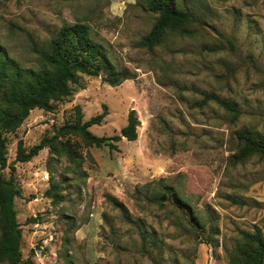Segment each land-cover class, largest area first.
<instances>
[{"label":"rangeland","instance_id":"374dc122","mask_svg":"<svg viewBox=\"0 0 264 264\" xmlns=\"http://www.w3.org/2000/svg\"><path fill=\"white\" fill-rule=\"evenodd\" d=\"M178 6L195 14L190 33L169 31L146 48L138 42L158 15L141 0H0V42L22 66L37 68L62 25L84 22L126 76L111 85L109 69L81 74L70 95L52 100L51 109H32L5 134L0 171L18 189L24 261L228 264L241 230L264 231V155L237 159L245 147L235 133L264 135V0ZM209 93L237 103L240 116L214 99L203 102ZM78 104L84 120L107 112L89 129L108 136L135 109L138 137L110 148L71 135L81 160L49 147L16 160L19 140L29 150L73 121Z\"/></svg>","mask_w":264,"mask_h":264},{"label":"trees","instance_id":"16d2710c","mask_svg":"<svg viewBox=\"0 0 264 264\" xmlns=\"http://www.w3.org/2000/svg\"><path fill=\"white\" fill-rule=\"evenodd\" d=\"M143 6L158 15L152 29L138 45L146 48L157 46L169 31L190 33L188 26L197 21L193 11L178 6V0H141ZM205 24V22H202ZM230 42V41H229ZM231 43V42H230ZM42 61L37 67H24L11 57L0 42V167L7 166V132L17 129L34 108L51 109V101L70 95L80 86L81 74L101 75L109 69L104 80L111 85L120 84L126 76L115 71L106 57L104 45L94 40L90 26L84 22L62 25L52 38L48 49L41 50ZM214 99L232 115L240 116L241 110L235 102L220 98L215 93L206 94L203 102ZM202 102V103H203ZM107 112L103 111L87 120L83 119L82 107L76 105L73 121H66L52 135H44L40 142L26 150L19 140L16 160H30L40 150L49 147L55 154H64L71 160H81L77 149L79 136L88 145H108L116 148L123 137L134 140L138 137L139 119L135 109L127 116V123L120 133L97 135L89 127L99 124ZM236 137L245 148L236 155L246 159L254 154L264 155V135L257 130H236ZM18 194L13 175L6 178L0 171V264H31L22 259V228L17 218L14 199ZM31 216L30 221H39ZM241 240L229 254L228 264H264V231L257 225L253 230H241Z\"/></svg>","mask_w":264,"mask_h":264}]
</instances>
